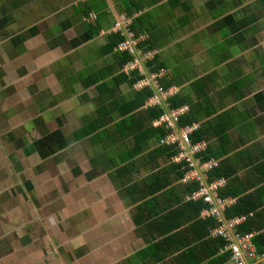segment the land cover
I'll use <instances>...</instances> for the list:
<instances>
[{"label":"crops","instance_id":"1","mask_svg":"<svg viewBox=\"0 0 264 264\" xmlns=\"http://www.w3.org/2000/svg\"><path fill=\"white\" fill-rule=\"evenodd\" d=\"M119 31L124 41L133 35L134 54L109 49ZM123 53L133 60L121 68ZM134 71L142 79L132 83ZM145 88L152 95L141 104ZM178 110L203 129V151L161 143L157 128L186 126L164 121ZM163 146L177 154L164 156ZM181 153L195 166L175 184L178 196L197 173L223 180L218 190L232 193L224 209L252 205L234 218L223 210L212 236L248 217L252 239L264 236V0H0V261L215 264L220 249L203 247L185 222L156 244V221L169 217L175 194L150 191L160 170L188 164ZM206 157L218 167L203 170Z\"/></svg>","mask_w":264,"mask_h":264},{"label":"trees","instance_id":"2","mask_svg":"<svg viewBox=\"0 0 264 264\" xmlns=\"http://www.w3.org/2000/svg\"><path fill=\"white\" fill-rule=\"evenodd\" d=\"M129 11L132 12L131 10H129ZM85 13L87 15H89L90 12L87 10ZM95 27L98 28L101 26L97 22L95 24ZM99 32H100V29H96L93 32H91L89 35H90V37H93V36L97 35ZM124 39H125V37L123 36L122 31H119L117 33L112 34L111 41L109 42V45H108L109 49L111 51L115 50V48L121 42H123ZM147 49H149V48H147ZM123 56L125 57V59L123 62H121L119 64V66L121 68L125 64H127L133 60V57L131 55H128L127 53H123ZM153 63H154V60L148 61L147 66L151 69V71L159 72V70L162 68H159V67L155 68L153 66ZM132 74H134V76H135V79L132 81V83L142 79V76H140L138 74V71H134ZM125 79H127V75L122 74V75L116 77L114 79V81L120 83V82H124ZM161 84L163 86H165L162 89H164V88L167 89V87L169 86L165 80H162ZM141 93H142L141 104H143L144 100L146 98H149L152 94H151V90L149 88H145V90L142 91ZM173 100L174 99H171V102H173ZM179 105H180L179 103L174 104V102H173L172 106L171 105L170 106L174 108V107H179ZM162 114H163L162 110L156 111L154 113V117L159 118ZM179 119H181L180 122L178 120L180 127H184L185 125L187 126V125L193 124V122L191 120H187L186 116L179 117ZM157 130L161 134L160 137H166L171 132V130L164 129V127L163 128H157ZM203 139H205V136H204V131L202 128L197 129L196 131H194L191 134V140L193 143L201 142V140H203ZM161 151L163 152L164 156L167 155L169 158H171L177 154V150L174 149L172 146H167V147L163 146ZM208 160H210V157H206L203 159V161H208ZM168 168H169V166H166L165 168H163L162 170H160L158 172L157 178L155 181L156 185L154 184L155 186L153 185L152 186L153 189L150 191V193L155 194L157 192L162 191L166 187L170 186L169 191L171 190V192L175 194L173 209L169 212V217L166 218L165 215H163L161 218L157 219V221H156V228L159 231V236H162L158 239L156 244H158L160 246L166 242L167 236H169L170 234H168L167 236H165V234L170 232L169 231L170 229L175 230L173 233H181V232H184L187 229H189V226L186 228L177 229V227L183 226L184 225L183 222H185L186 224L192 226L195 237H199L201 235L204 236L205 241L202 245L203 247H212V243L213 244L215 243V246H214V249L212 250V252L217 253L218 250L220 249V254L218 255V258L216 260L217 262L215 264H228V261H230V263L233 264V262L230 259L229 250L224 249V246H226L225 244H227V241L225 240V238H223L220 235L212 236L211 229H214V228L219 226L220 222H216V220H218V219L214 216H210L209 218H204V219L200 218L201 211H203L204 209H209L211 207V206H209L208 203L203 202L204 201L203 198L202 199H195V200L192 198V195L194 193H196L197 191H199V189L201 188L200 182L199 181H192V182L184 183L182 185V187H183L182 194L183 195L182 196L177 195V188L175 187V184L177 182L181 181L182 179H184L187 172L192 170L193 167L189 166V164H187L184 161V162H181L180 164L173 163L172 169L170 171L167 170ZM216 177H223L220 170H219V173L217 174ZM137 190L138 189H136V191ZM218 193H219L218 195L220 198L232 197V193L227 190V187L220 188L218 190ZM187 196H189L190 198L187 199ZM224 210H225L224 216L226 219L246 215V214H249L251 211H253L252 205L248 201V198H247V200L246 199L239 200L237 202V204H233ZM150 217H152V214H150L148 216H144L143 218L147 219ZM213 218H215L216 220ZM193 221L195 222V224H190ZM256 229H258L257 225L255 223H253V221L248 217L240 225H237L236 230H234V231L241 232V233H250ZM263 238H264V236L262 234H256L253 236V239H252L253 242L256 244L255 247H256L258 257H260L261 255H264V239ZM181 247H182V244L179 246V248H181ZM156 254H157L156 257L158 258V260H163V258H164L163 254H159V253H157V251H156Z\"/></svg>","mask_w":264,"mask_h":264},{"label":"built area","instance_id":"3","mask_svg":"<svg viewBox=\"0 0 264 264\" xmlns=\"http://www.w3.org/2000/svg\"><path fill=\"white\" fill-rule=\"evenodd\" d=\"M119 28H121L120 24H117ZM126 33V32H125ZM130 39L125 40L120 43V49L128 51L131 54H134L136 41L133 39V35L129 33ZM159 91L161 93H164V90L159 88ZM183 114V110H178L171 114V116H166L164 121L167 122V124L170 127H173L175 123L178 122L179 117ZM197 130L196 125H187L183 129L180 130L179 134H170L166 136L164 139L161 140V143H178L179 148L182 150L187 149L191 151V153L196 154L201 151H203L206 147L204 143H193L191 140V134ZM187 159L189 166L194 167L193 160L187 156L186 153H181L178 157V160L181 161L183 159ZM218 161L217 160H210L204 163L201 167L206 172H210L214 170L216 167H218ZM201 172V168H200ZM189 178H191V175H189ZM200 182L201 188L199 191H197L196 195L203 198L204 202L210 204V208L205 211V214L208 216H214L219 221H221L222 218V212L224 210V200L221 199L218 195V187L220 184H222L223 180H220L219 182L215 183H208L205 179V175L202 174L200 176L199 174H195L194 177ZM214 235H220L227 241V244L225 246V249L229 250L230 252V259L233 262V264H248V262L252 259H256L258 257L256 247L254 242L252 241V234L251 233H241L232 231L229 232L228 230L224 228H218L213 231Z\"/></svg>","mask_w":264,"mask_h":264},{"label":"rangeland","instance_id":"4","mask_svg":"<svg viewBox=\"0 0 264 264\" xmlns=\"http://www.w3.org/2000/svg\"><path fill=\"white\" fill-rule=\"evenodd\" d=\"M94 19V18H93ZM95 20V19H94ZM134 67V66H133ZM138 68V67H137ZM19 222L21 225H24V223L26 222L23 221L22 223L20 221H17ZM22 249L24 250L25 249V246H22ZM9 257H4L1 259L0 261V264H15V263H12L14 260H15V256H11V255H8Z\"/></svg>","mask_w":264,"mask_h":264}]
</instances>
